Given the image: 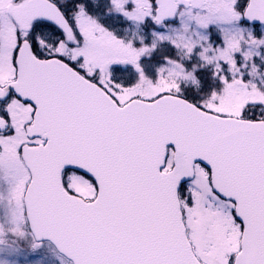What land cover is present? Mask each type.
Here are the masks:
<instances>
[{
  "label": "snow or ice",
  "instance_id": "obj_1",
  "mask_svg": "<svg viewBox=\"0 0 264 264\" xmlns=\"http://www.w3.org/2000/svg\"><path fill=\"white\" fill-rule=\"evenodd\" d=\"M0 264H264V0H0Z\"/></svg>",
  "mask_w": 264,
  "mask_h": 264
}]
</instances>
